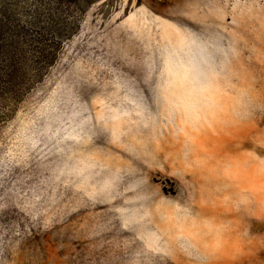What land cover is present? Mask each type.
I'll return each mask as SVG.
<instances>
[{
    "label": "rangeland",
    "instance_id": "374dc122",
    "mask_svg": "<svg viewBox=\"0 0 264 264\" xmlns=\"http://www.w3.org/2000/svg\"><path fill=\"white\" fill-rule=\"evenodd\" d=\"M3 8L47 57L1 114L0 264H264V0Z\"/></svg>",
    "mask_w": 264,
    "mask_h": 264
},
{
    "label": "trees",
    "instance_id": "16d2710c",
    "mask_svg": "<svg viewBox=\"0 0 264 264\" xmlns=\"http://www.w3.org/2000/svg\"><path fill=\"white\" fill-rule=\"evenodd\" d=\"M27 37L29 38V34L26 27L18 24L6 8L1 9L0 122L4 119V116L1 115L2 111L6 108L9 109L13 102H17L16 97L20 93H26L32 89V82L35 78H30L26 73H23V70H25L24 66H26L28 62L26 55L28 56L34 53L33 57H35V59H44L47 57V49L43 47V41H38V39L34 40L29 46V44H27ZM27 46H29L27 48L28 50L25 51V47ZM35 63L36 61L33 62V64Z\"/></svg>",
    "mask_w": 264,
    "mask_h": 264
}]
</instances>
